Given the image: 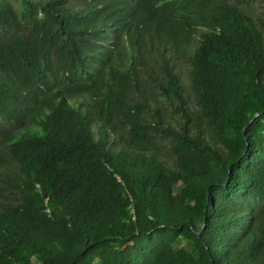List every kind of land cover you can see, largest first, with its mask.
I'll return each instance as SVG.
<instances>
[{"label":"trees","instance_id":"16d2710c","mask_svg":"<svg viewBox=\"0 0 264 264\" xmlns=\"http://www.w3.org/2000/svg\"><path fill=\"white\" fill-rule=\"evenodd\" d=\"M0 264H264V0H0Z\"/></svg>","mask_w":264,"mask_h":264},{"label":"rangeland","instance_id":"374dc122","mask_svg":"<svg viewBox=\"0 0 264 264\" xmlns=\"http://www.w3.org/2000/svg\"><path fill=\"white\" fill-rule=\"evenodd\" d=\"M125 0H119V2H124ZM122 26L118 27L117 28V31H115L114 29H110V34L115 38V40L113 42H109V43H105L103 45V49H101L98 53L99 57L104 60V67L103 69L105 68V65L106 63L109 61L111 55H112V52L116 46V42L118 41L119 39V36H120V30H121ZM84 93V92H82Z\"/></svg>","mask_w":264,"mask_h":264},{"label":"water","instance_id":"95a60500","mask_svg":"<svg viewBox=\"0 0 264 264\" xmlns=\"http://www.w3.org/2000/svg\"><path fill=\"white\" fill-rule=\"evenodd\" d=\"M120 4L123 6V2L122 3L120 2Z\"/></svg>","mask_w":264,"mask_h":264}]
</instances>
